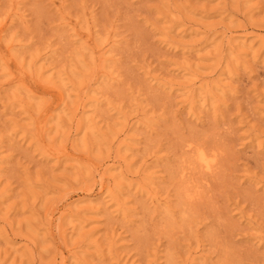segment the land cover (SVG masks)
Here are the masks:
<instances>
[{"label": "rangeland", "instance_id": "obj_1", "mask_svg": "<svg viewBox=\"0 0 264 264\" xmlns=\"http://www.w3.org/2000/svg\"><path fill=\"white\" fill-rule=\"evenodd\" d=\"M0 264H264V0H0Z\"/></svg>", "mask_w": 264, "mask_h": 264}, {"label": "bare ground", "instance_id": "obj_2", "mask_svg": "<svg viewBox=\"0 0 264 264\" xmlns=\"http://www.w3.org/2000/svg\"><path fill=\"white\" fill-rule=\"evenodd\" d=\"M200 151V150H199ZM202 154V153H201ZM200 154V155H201ZM205 154V153H204ZM199 155V154H198ZM207 158H208V156H207ZM200 159V162L203 164V166L207 169V168H209V162L207 161V159L206 158H204V156L203 157H200L199 158Z\"/></svg>", "mask_w": 264, "mask_h": 264}]
</instances>
